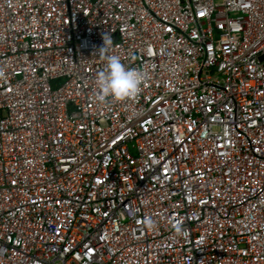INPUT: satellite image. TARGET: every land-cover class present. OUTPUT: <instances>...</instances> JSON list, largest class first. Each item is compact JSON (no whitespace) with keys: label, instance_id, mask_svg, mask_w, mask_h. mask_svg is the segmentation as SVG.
Wrapping results in <instances>:
<instances>
[{"label":"built area","instance_id":"2783aa9c","mask_svg":"<svg viewBox=\"0 0 264 264\" xmlns=\"http://www.w3.org/2000/svg\"><path fill=\"white\" fill-rule=\"evenodd\" d=\"M0 264H264V0H0Z\"/></svg>","mask_w":264,"mask_h":264},{"label":"clouds","instance_id":"9594fccd","mask_svg":"<svg viewBox=\"0 0 264 264\" xmlns=\"http://www.w3.org/2000/svg\"><path fill=\"white\" fill-rule=\"evenodd\" d=\"M99 54L106 62V68L100 71L96 77L98 86L97 100L107 103L110 99L124 101L138 97L143 83L142 73L135 69L127 68L117 55L108 54L107 41L99 49ZM144 224L151 228L154 222L151 218H145ZM177 233L181 231L180 225H174Z\"/></svg>","mask_w":264,"mask_h":264}]
</instances>
